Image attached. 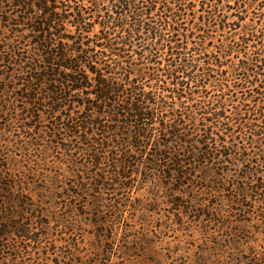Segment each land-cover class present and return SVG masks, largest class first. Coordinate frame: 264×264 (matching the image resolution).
I'll return each mask as SVG.
<instances>
[{
    "label": "rangeland",
    "instance_id": "rangeland-1",
    "mask_svg": "<svg viewBox=\"0 0 264 264\" xmlns=\"http://www.w3.org/2000/svg\"><path fill=\"white\" fill-rule=\"evenodd\" d=\"M74 1L90 7V11H99L102 16L99 19L113 14V0H73V4ZM176 1L166 0L169 10L157 9L147 20L158 22L161 17H172L180 7L173 4ZM181 1V9H185L181 21L177 25L170 21L173 27L166 25V29L172 31L168 35L173 39L183 42L186 56L196 60V71L189 73L190 78L180 74L179 79L183 78L186 89H195L191 78L200 80L203 74L208 77L206 86L196 89L195 94L186 91L181 106L172 104L168 98L171 104L165 112L173 106L185 115L193 111L200 119L203 114L197 108L216 110L223 115L222 122L213 128L219 145L232 146L235 141V148H247L246 160L252 159L251 162L258 164H252L251 169L264 175V136L255 137L254 144L241 138H251L250 127L255 128L254 133L264 131V67L261 65L264 64V0H236L237 4L235 0ZM203 1L209 4L202 8ZM214 3L217 25L213 22L209 26L206 15L211 11L209 5ZM19 13L20 9L9 3L0 4V221H5L7 216L12 217L10 221H19L15 234L12 228L11 233H6L9 229L4 224L0 226V264H196L205 252L212 257V249L247 255L246 246L236 250L229 245L236 231L230 228L225 231L212 220L216 215L213 217L211 212L222 214L233 228L243 229L250 236L253 228L247 218L237 216L238 210L232 206L239 189L236 177L244 174L242 170L248 162L231 160V164L220 165L208 162L206 173L193 172L192 182L184 180L185 184L180 187L158 172L136 167L132 162L123 176L106 172V163L99 165L101 169L92 170L94 174L106 172L109 183L106 189L91 188L92 175L86 173L85 166L80 168L83 172H77L82 179L74 176L73 161L78 157L77 161L83 162L84 156L79 155L75 140L70 141L65 135V121L60 117L71 115L69 110H64V116L52 114L40 99L43 93L34 104L29 102L27 79L30 73L39 71L33 70L31 65L34 46L27 42L29 32L25 27L5 29L8 19L15 20ZM127 22L128 29L134 19L128 17ZM67 29L66 34L72 37V29ZM141 32L131 38L128 31L111 27L106 34L110 33L115 43L126 44L123 45L127 50L125 54L141 64L139 69H144L146 75L138 79L140 86L146 91L153 87L158 93L161 90L156 89L154 80L147 76L148 68L156 64L149 62V52L146 51L143 59L138 53L141 44L145 49L153 48L162 66L167 64V48L160 47V41L151 39L146 30ZM100 33V26L94 25L91 35L84 40L85 43L91 41L89 50L100 51V46L95 47ZM173 33L179 36H172ZM79 41L76 39V43ZM234 41L240 44L235 46L240 50L223 56V45ZM68 43L73 45L71 41ZM88 46L84 44L81 48L85 50ZM255 59L256 64L251 65V60ZM243 64L248 70L240 69ZM163 79L165 86H169L171 81ZM217 84H223L222 88H217ZM237 111L242 113L241 120L235 117ZM204 122L195 123L196 127L193 120L190 122L188 128L195 137L201 133L200 124ZM154 125L159 128L158 120ZM210 146L217 145L211 141ZM223 164L230 170L222 171ZM221 171L222 177L218 179L215 175ZM217 179L218 185L215 184ZM26 203L35 207H29L25 214L22 209ZM111 207L114 214L113 210L109 212ZM98 208L103 211L100 218L96 217ZM256 208L251 209L256 211ZM211 216L213 218H209ZM253 237L256 243L264 242L262 235Z\"/></svg>",
    "mask_w": 264,
    "mask_h": 264
},
{
    "label": "trees",
    "instance_id": "trees-1",
    "mask_svg": "<svg viewBox=\"0 0 264 264\" xmlns=\"http://www.w3.org/2000/svg\"><path fill=\"white\" fill-rule=\"evenodd\" d=\"M72 1L0 0V4L9 3L13 8L20 9V15L15 20L8 19L9 25L5 29L10 30L12 26L25 27L29 32L27 36L30 38L27 42L34 46L31 65L33 70L39 71L32 75L30 73L27 79L30 83L26 89L30 90V94L27 95L29 102L34 104L39 96L44 95L40 99L52 114L64 116V110H69L71 114L60 119L65 121V135L70 141L75 140V143L79 145L77 148H80L79 155L84 156L83 162L77 161L79 158L75 157L74 176L78 177L77 172H83L80 168L85 166L86 173L92 175L91 188L106 189L109 183L105 173L112 172L114 175L123 176L125 168H129L132 162L136 167L143 166L158 172L160 176L171 180V184L180 187L185 184L184 180L192 182L190 176L193 172L199 170L206 173L208 162L215 161L219 165L220 163L231 164V160L240 161L242 164L248 162L242 170L244 174L238 179L236 177L239 189L232 201L235 205L232 206H236L237 216L247 218L251 229L253 228V231L249 232L250 236L246 235L243 229L233 228L222 214L211 212L213 217L216 215V218L212 220L223 226L225 231H228L226 230L228 228L236 231L234 235H231L233 242L229 245L236 250L246 246L247 255H238L240 256L238 257L229 251L212 249V257L205 252L206 255L203 253L196 264H264V242L256 243L253 237L255 234L264 237V175L251 169L252 164L258 165L257 162H251L252 159L246 160L247 148L239 146L235 148L233 145L235 141L230 144L232 146H226L227 143L219 145L220 141L214 137L213 128L222 122L223 115L220 116L216 110L212 112L203 107L197 108L196 110L203 114L200 119L194 116L193 111L191 115H185V113H178L173 106L165 112L171 104L168 98L172 104L181 106L184 102L182 100L186 98L184 95L186 91H189L191 95L195 94L196 89L200 90L206 86L208 77V74H203L200 80L198 77L191 78L195 89L189 86L186 89L183 78L179 79L180 74L183 77H189L190 72L196 71V60L186 56L187 51L183 48V42L178 38L173 39L168 35L172 31L166 29L173 27L170 21L176 25L181 21L184 15L182 12L185 10L181 9L182 1L177 0L173 3L180 7L172 17H161L158 22H149L147 19L157 9L169 10L166 0H113L111 3L113 14L108 13L101 19H99L102 17L98 14L99 11H90V7L75 1L73 4ZM204 1L202 8L209 4ZM237 2L235 0V4ZM209 8L211 11L206 15V23L210 26L214 22L215 26L218 17L217 7L214 3L209 5ZM240 12L243 11L240 10ZM128 17L134 19V24L128 25L127 29ZM240 20L244 19L240 18ZM96 24L101 28V33L95 41V47H101L97 52L95 49H88V43L91 41L87 43L84 41L91 35L92 28ZM218 25L222 26L220 23ZM67 27L72 29V37L66 34ZM111 27L128 31L131 38L136 37V34L141 35V31L146 30L151 39L154 37L160 41V47L167 48V64L162 66L161 61L156 60L157 53L153 48L145 49V45L141 44L142 49L138 53V57L143 59L146 58V51L149 52V62L156 66L148 68L150 72L147 76L154 80L156 83L154 87L161 91L156 93L153 87L150 91H146L143 86H140L138 79L143 78L142 76L146 73L144 69H139L141 64H137L128 53L125 54L127 50L123 48V45L127 46L126 44L115 43L110 33L106 34ZM223 28H226V25ZM172 36L179 35L173 33ZM76 39L80 41L76 43ZM69 41L77 46H71ZM18 43L22 44L23 41ZM245 43H248V39ZM84 44L88 46L85 50L81 48ZM238 45L240 44L235 41L233 44L223 45L225 48L223 56H230L231 53L240 50L235 47ZM256 61L257 59L251 60L250 64H256L254 63ZM261 65L264 67V64ZM246 68L244 64L240 67L245 71L248 70ZM163 78L171 81L170 87L165 86ZM222 86L223 84H217V88ZM167 92L171 95H167ZM77 108L78 110H75ZM241 114L240 111L235 112L236 119L241 120ZM156 120L160 125L159 128L154 127ZM192 120L194 127H196L195 123L200 121L209 122L200 124L201 133L197 137L188 128ZM249 130L251 138L243 136L242 141L245 139L254 144L255 137L264 136L262 130L256 131L258 133H254L255 128L250 127ZM211 141H214L217 146H210ZM103 163L108 165V171L91 173L93 169H101L99 165ZM222 168V171L230 170L228 165L223 164ZM222 171L215 175L218 179L222 177ZM78 178L82 179V177ZM218 179L215 181L217 185ZM76 184H79L78 181ZM81 185L83 186L82 183ZM81 189L83 192V187ZM255 206H257L256 211H253L251 208ZM29 207H35V205L26 203L25 206L23 205L22 212L28 213ZM112 210L111 207L109 212ZM96 211V217L100 218V212L103 211L99 208ZM118 212L121 214V211ZM212 216L209 218H213ZM10 218L12 217L7 216L5 221H0V226L4 224V227L9 229L6 233H11L10 228H12L15 234L19 221L13 222ZM258 247H262L263 250L260 251ZM98 248H100L99 245ZM230 248L227 247V249Z\"/></svg>",
    "mask_w": 264,
    "mask_h": 264
}]
</instances>
